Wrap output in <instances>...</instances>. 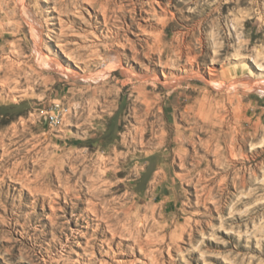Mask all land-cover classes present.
<instances>
[{
	"label": "rangeland",
	"instance_id": "1",
	"mask_svg": "<svg viewBox=\"0 0 264 264\" xmlns=\"http://www.w3.org/2000/svg\"><path fill=\"white\" fill-rule=\"evenodd\" d=\"M263 84L264 0H0V264H264Z\"/></svg>",
	"mask_w": 264,
	"mask_h": 264
},
{
	"label": "bare ground",
	"instance_id": "2",
	"mask_svg": "<svg viewBox=\"0 0 264 264\" xmlns=\"http://www.w3.org/2000/svg\"><path fill=\"white\" fill-rule=\"evenodd\" d=\"M21 4V3H20ZM31 26V30H32V33H33V36H34V38H35V43H36V45H37V50H36V55H37V58L40 60V61H43L44 62V60L42 59V54H41V50H40V47H41V44H42V42H43V35H42V31L43 30H41V27L40 26H38L37 25V22L35 21V23H34V25L33 24H31L30 25ZM54 59V58H53ZM49 63H50V65H49V67H47L48 68V70H55L56 72H58V73H62L63 75H67V76H73L72 74H74L75 76H78L79 74L78 73H76V72H74V71H72V70H69V69H67V68H65L62 64H61V62L58 60V59H54V60H49ZM44 66V65H43ZM113 69H115V68H113ZM124 73H126V75H129L130 77L131 76H134V77H138L140 80H142V79H148L150 76H148L147 74H139V76H137L135 73H133V72H131L130 70H124ZM136 75V76H135ZM150 79H152L151 77H150ZM181 79V78H180ZM154 80H156V79H154ZM157 81V80H156ZM165 85L168 87V86H170V85H168L167 83H165ZM260 86L261 85H259V88H260ZM261 88H262V92H264V84L261 86ZM21 181H22V179H20ZM97 194L98 193H100V192H96ZM45 209H47V206H45L44 207ZM49 209L52 211V215H53V218L51 219V222H52V224H53V227L55 226V219H54V215H56V210H55V206H54V204H49ZM30 218L32 219L33 218V215H30ZM36 219H40V217L39 216H36ZM65 246V245H64ZM51 264H53V263H51Z\"/></svg>",
	"mask_w": 264,
	"mask_h": 264
}]
</instances>
